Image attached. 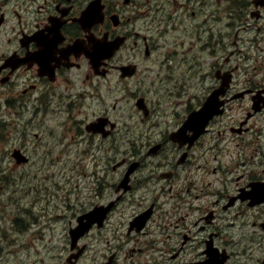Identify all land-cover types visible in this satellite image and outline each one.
Masks as SVG:
<instances>
[{
  "label": "flooded vegetation",
  "instance_id": "flooded-vegetation-1",
  "mask_svg": "<svg viewBox=\"0 0 264 264\" xmlns=\"http://www.w3.org/2000/svg\"><path fill=\"white\" fill-rule=\"evenodd\" d=\"M47 130L85 185L41 264H264V0H0L3 161Z\"/></svg>",
  "mask_w": 264,
  "mask_h": 264
},
{
  "label": "rangeland",
  "instance_id": "rangeland-1",
  "mask_svg": "<svg viewBox=\"0 0 264 264\" xmlns=\"http://www.w3.org/2000/svg\"><path fill=\"white\" fill-rule=\"evenodd\" d=\"M127 106L123 105L122 110L127 112ZM119 107L120 104L118 109ZM49 132L50 130H47L42 133L44 142L37 145L39 149H45L43 159L33 158L29 164L16 166L9 158L3 161L0 152V177L4 178L0 179V264H41L40 260L45 258L50 250L52 254L54 249L56 251L60 247L61 229L67 216L64 218L58 215L69 212V191L84 176H78L77 166H74L72 175L66 178L62 176V171L66 172L67 169L61 163L50 166L54 152L50 145L45 144L49 142V137L46 136ZM34 141L38 139L34 137ZM28 153L30 154L29 151ZM51 170L55 175L43 178L45 173ZM23 208L30 210L27 215L25 214V219L29 222L35 219L36 228L37 220L38 223L41 222L39 217H42V214L45 220L48 217L55 219V224L49 222L44 224L42 221L39 223L42 225L40 231L34 235H23L21 221L15 222ZM32 229H29V232ZM52 233L54 240L50 241ZM44 234L46 240L41 238Z\"/></svg>",
  "mask_w": 264,
  "mask_h": 264
},
{
  "label": "water",
  "instance_id": "water-1",
  "mask_svg": "<svg viewBox=\"0 0 264 264\" xmlns=\"http://www.w3.org/2000/svg\"><path fill=\"white\" fill-rule=\"evenodd\" d=\"M83 233H84V231H81V232L78 233L77 235H74V230H73V231H72L73 239L76 240V239L79 238V236H80L81 234H83Z\"/></svg>",
  "mask_w": 264,
  "mask_h": 264
}]
</instances>
